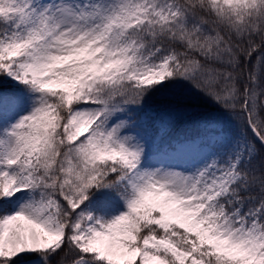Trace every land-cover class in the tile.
<instances>
[{
	"label": "snow or ice",
	"instance_id": "6c2138e0",
	"mask_svg": "<svg viewBox=\"0 0 264 264\" xmlns=\"http://www.w3.org/2000/svg\"><path fill=\"white\" fill-rule=\"evenodd\" d=\"M0 264H264V0H0Z\"/></svg>",
	"mask_w": 264,
	"mask_h": 264
}]
</instances>
